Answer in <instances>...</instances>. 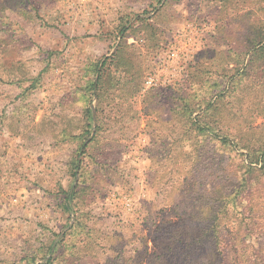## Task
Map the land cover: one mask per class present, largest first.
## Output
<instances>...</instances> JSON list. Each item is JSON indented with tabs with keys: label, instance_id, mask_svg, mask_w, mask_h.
<instances>
[{
	"label": "rangeland",
	"instance_id": "rangeland-1",
	"mask_svg": "<svg viewBox=\"0 0 264 264\" xmlns=\"http://www.w3.org/2000/svg\"><path fill=\"white\" fill-rule=\"evenodd\" d=\"M263 152L264 0H0V264H264Z\"/></svg>",
	"mask_w": 264,
	"mask_h": 264
},
{
	"label": "trees",
	"instance_id": "trees-1",
	"mask_svg": "<svg viewBox=\"0 0 264 264\" xmlns=\"http://www.w3.org/2000/svg\"><path fill=\"white\" fill-rule=\"evenodd\" d=\"M84 144L82 143L81 144V146H83ZM263 155H264V152L262 153ZM262 158V157H261ZM249 165L250 164H257L258 162H262V160H258V159H256L255 161H254V159H249ZM248 165V166H249ZM253 166V165H252ZM251 167V166H250ZM251 169H254V168H251ZM255 170H257V172H258V176H260V177H262L263 176V174H262V168L261 167H259V168H255ZM252 179V181H250V183H249V185H251V188H252V186L255 184V182L257 181V179L256 178H251L249 175H248V177H246V178H244L243 180H244V182H246V184H247V182L249 181V180H251ZM257 184V183H256ZM70 199V197H68V200Z\"/></svg>",
	"mask_w": 264,
	"mask_h": 264
},
{
	"label": "built area",
	"instance_id": "built-area-1",
	"mask_svg": "<svg viewBox=\"0 0 264 264\" xmlns=\"http://www.w3.org/2000/svg\"><path fill=\"white\" fill-rule=\"evenodd\" d=\"M152 80H153V79H149V81H148V82H149V83H151V82H152Z\"/></svg>",
	"mask_w": 264,
	"mask_h": 264
}]
</instances>
